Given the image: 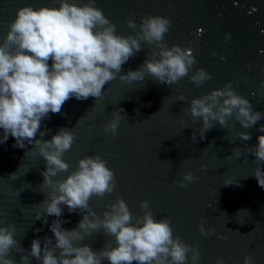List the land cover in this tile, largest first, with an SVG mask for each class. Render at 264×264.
Segmentation results:
<instances>
[{
    "label": "water",
    "instance_id": "1",
    "mask_svg": "<svg viewBox=\"0 0 264 264\" xmlns=\"http://www.w3.org/2000/svg\"><path fill=\"white\" fill-rule=\"evenodd\" d=\"M25 4L59 6L58 0H0V42L17 9ZM96 6L116 24V31L121 35H134L125 23L130 14H134L137 24L146 15L170 18L171 27L165 35L167 44L186 46L193 41L196 64L192 71L203 67L212 79L196 87L189 77L169 86L156 83L150 77L143 83H128L117 76L105 85L102 97L87 100L73 97L62 106L61 113H49L50 118L41 122V130L46 127L49 131L43 137L37 133L36 138L50 140L60 127L72 128L75 142L63 156L70 166L69 172L86 155L99 154L107 161V166L115 172L117 184L110 195L94 196L90 201L98 215L102 216L118 196L135 215H140V201L146 199L155 218L167 217L174 235L198 246L201 253L198 264H215L217 257H223L225 264H241L246 254L254 257L255 264H264V188L252 176L257 167L255 157L246 152L237 157L231 152L232 148L243 150L257 144L262 134L258 128L264 119L250 129H243L239 122L232 120L230 130L217 123L200 139V121L193 123L191 116L182 111V106L188 107L191 98L231 80L238 94L248 98L255 110L264 112V88L260 87L264 80V71H261L264 68V0H96ZM226 34H230V40H225ZM151 51L142 42V50L122 66L123 73L140 67L146 57L151 58ZM180 93L188 100L177 101ZM118 107L127 116L120 122L115 137H111L103 132V125ZM194 131L196 142L191 140ZM239 131L250 132L251 140H240L235 135ZM225 136L235 141L230 143ZM14 144L15 138L11 135L0 143V221L15 225L16 239L27 254L35 238L41 240L43 247V238L52 237L54 245L50 225L57 217L47 216V224L35 218L36 211H42V206L37 204L50 191L41 185L44 179L41 172L46 165L33 144L25 141L24 148ZM201 164L206 167L202 169ZM186 171L193 172L198 179L181 188L175 181ZM14 172L16 177L8 178ZM59 175L63 177L67 173ZM228 180H238L239 185H224ZM18 188H25L19 196L14 194ZM61 207L62 227L76 228L83 213H69L65 205ZM241 209L248 212L237 213ZM201 223L214 228L215 233L201 236L198 231ZM108 240L114 243V238L100 231L79 243L88 244L96 251ZM10 256L14 257L15 264H21V253L13 249ZM30 264L42 262L32 257ZM101 264L109 261L103 260Z\"/></svg>",
    "mask_w": 264,
    "mask_h": 264
},
{
    "label": "clouds",
    "instance_id": "2",
    "mask_svg": "<svg viewBox=\"0 0 264 264\" xmlns=\"http://www.w3.org/2000/svg\"><path fill=\"white\" fill-rule=\"evenodd\" d=\"M58 5L19 7L0 42V129L3 130L0 143L11 135L15 138L14 147L24 148L27 141L43 157L46 167L41 172L44 178L41 185L50 191L37 204L42 206V211H36L35 218L47 224V216L57 217L50 225L55 243L53 245L52 237L45 236L42 247L41 240L35 238L31 251L24 254L15 236V225L0 221V264H15L14 257L10 256L13 249L21 253V264H30L32 257L42 264H101L103 260L109 264H198L201 259L198 246L174 235L167 217L155 218L148 200L140 201V215H135L119 196L102 216L96 213L90 201L94 196L103 198L113 193L116 175L99 154L84 156L69 172L70 166L63 156L75 142L72 128L60 127L50 140L36 137L37 133L43 137L49 131L46 127L41 130V122L50 118L49 113H61L62 106L73 97L77 100L102 97L105 85L117 76L128 83H143L150 77L156 83L169 86L189 77L194 86L200 87L212 79L211 73L203 67L192 71L196 64L193 41L186 46L167 44L165 35L170 30L171 20L166 16L146 15L137 24L134 14H130L125 23L134 35H121L116 31V24L96 6V0H58ZM230 38V34L225 35V40ZM142 42L151 47V58L146 57L140 67L123 73L122 66L142 50ZM260 87L264 88V80ZM176 100L187 101L188 97L180 93ZM182 111L191 116L193 123L200 121V139L217 123L230 130L232 120L239 122L243 129H250L264 119V112L255 110L248 98L238 94L231 80L220 88L191 98L188 107L182 106ZM125 116L123 108H116L111 119L104 123L103 132L115 137ZM258 131L262 134L257 144L243 150L232 148L231 152L237 157L244 152L254 155L257 167L252 176L264 188V168L261 167L264 165V124ZM235 135L242 141L252 138L248 131ZM224 139L230 143L235 141L229 136ZM191 140L196 142V131ZM205 167L201 164L202 169ZM16 173L8 178H15ZM61 173L67 175L61 177ZM197 179L193 172L186 171L175 183L185 188ZM232 184L239 185V181L228 180L224 185ZM24 189L18 188L14 194L19 196ZM61 205H65L69 213H83L76 228L62 227ZM242 211L248 212L241 209L237 213ZM100 231L114 238V243L108 240L96 251L88 244L79 243ZM198 231L201 236L215 233L214 228L205 227L203 223ZM215 264H225L224 258L217 257ZM241 264H255V259L246 254Z\"/></svg>",
    "mask_w": 264,
    "mask_h": 264
}]
</instances>
